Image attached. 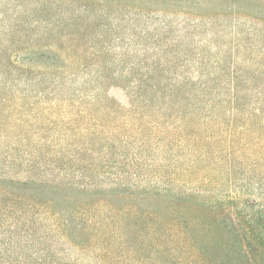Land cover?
<instances>
[{
  "label": "rangeland",
  "instance_id": "1",
  "mask_svg": "<svg viewBox=\"0 0 264 264\" xmlns=\"http://www.w3.org/2000/svg\"><path fill=\"white\" fill-rule=\"evenodd\" d=\"M106 1L109 5L115 4L116 10L103 16L104 26L100 31L98 24L95 25L96 16L107 8L101 5L86 4L81 0H0V72L39 69L64 73L67 61L63 44L72 26L85 27L86 24L105 35L104 42L111 46L114 55L111 57L116 58L115 62L123 57L124 66L142 60L138 69L162 70V82L177 80V84L178 72L193 75V81L203 74V80L212 85L219 99L223 100L220 102L223 108L228 104L231 69L235 70L242 64L247 66L246 70H241L239 78L244 102H250L251 88L264 87V57L254 59L251 52L242 48L243 44H252L253 52L261 49L264 35L240 39L232 22L204 20L182 39L184 45L202 46L203 57L198 58L197 52L191 50L186 54L187 62H181L182 59H178V0ZM255 3L264 12V0ZM253 22L248 20L245 25L250 27ZM256 26L264 30L261 22ZM252 62L255 65H251ZM119 67L121 64L114 63L113 68ZM256 67L261 72L260 78L252 80L251 74ZM89 68H92L89 64L83 66L76 80L81 79L82 70ZM23 79L18 88L9 93L7 101L0 104V152L24 161L26 154L40 149L39 160L44 161L43 157L47 162L63 152L68 157L56 158L57 168L74 170L79 165L69 163V158H84L89 146L95 150L91 158L97 154L105 158L103 166L98 168V176L104 183L121 180L122 184H140L149 190L146 195L118 191L99 193L97 196H105L118 211L130 208L138 213L121 212L112 218L110 224L102 220L97 231L78 228L70 232L68 239L51 236L40 244L43 254H48L47 264H194L199 259H189L202 257L200 253L205 251L204 248L209 249L206 255L215 264L223 263L224 258H238L222 228L209 223L213 218L212 212L203 204L196 206L179 200L178 192L181 189L188 194L219 197L227 190L230 180L239 178L236 185L240 188L259 180L262 184L256 185L259 186L257 193L252 191L255 194L243 196L264 199V161L258 160V156L264 153V131L214 129L197 135H178L175 131L165 132L161 137L148 132L147 151L139 160V138H134V135H131L128 146L120 149L118 145L116 151L107 154L106 150L101 151L105 149L101 144L109 140L89 135L90 128L83 127L84 119L81 117L68 122L62 115L59 99L60 105L54 114L42 113L47 100L29 105L35 91L28 86H32L37 77L30 78L29 83ZM52 83L50 77L46 78L45 84ZM175 120L172 113L166 121L176 125L178 121ZM19 159L17 163L10 164L0 158V174L7 172L5 176H15ZM5 176L0 182V192L51 195L36 188L25 189ZM241 176L245 180L250 178L247 182ZM52 195L69 207L94 200V197L84 195L78 196L77 202L67 203L71 199L67 193ZM86 209L93 210L90 205ZM107 215L111 214L107 212ZM13 222V218L5 217L0 211V236L5 230L12 229L15 238L10 244H5L9 253L2 250V261H12L23 252V243L17 239L24 233L21 228H11ZM183 236H188L185 241L189 245L182 240ZM25 249L29 252L38 250L39 246L30 243ZM217 257H220L218 262ZM205 261L202 257L199 263L204 264Z\"/></svg>",
  "mask_w": 264,
  "mask_h": 264
},
{
  "label": "trees",
  "instance_id": "2",
  "mask_svg": "<svg viewBox=\"0 0 264 264\" xmlns=\"http://www.w3.org/2000/svg\"><path fill=\"white\" fill-rule=\"evenodd\" d=\"M81 1L107 7L96 16L98 20L95 25L98 24L100 31L103 30V16L116 10L113 7L115 4L109 5V1L106 0ZM256 1L230 0L228 4L227 0H178V59H182L181 62H187L186 54L191 50L197 52L195 54L199 56L198 58L203 57L202 46L184 45L182 39L191 29L198 28L204 20L232 22L234 32L240 39L251 36L259 38L264 35V30L256 26L258 22L264 25V12L260 10ZM248 20L254 21L255 24L253 22L252 26L247 27L245 22ZM83 21L85 22L84 19ZM100 31L89 28L86 24L85 27L72 26L63 44V53L67 61L64 73L39 69L0 72V104L7 101L9 93L18 88L23 78L29 83L30 78L37 77L36 82L28 86L31 91H35L29 105L33 106L35 103L47 100L42 113L54 114L57 112V105H60L59 99L63 107L62 115L68 119V122L81 117L84 119L83 127L90 128L89 135L97 139L103 136L109 140L101 144V147H105L101 151L106 150L107 154L116 151L118 145L120 149L128 146L131 135H134V138H139L138 160L147 151L148 132L161 137V134L165 132L174 133L175 131H178V135H197L214 129L236 132L247 129L264 131V87L251 88L252 97L249 103L242 100L239 78L241 70L247 68L245 64L239 65L235 70L231 69L228 104L223 108L220 103L223 100L219 99L213 86L203 80V74H199L193 81V75L187 76L178 72V84L175 82L177 80L162 82V70L138 69L137 66L140 62L143 63L142 60L137 64L125 66L123 57L115 62L116 58L111 57L114 56L111 46L104 42L105 35ZM252 46V44H243L242 48L251 52L254 59L264 57V46L261 49H255V52ZM51 62L54 60L52 59ZM114 63L121 64V67L113 68ZM87 64L92 68L82 70L81 79L76 80L79 71ZM257 64L260 65V63ZM251 65L255 63L252 62ZM260 73L257 67L254 68L251 79H259ZM49 77L53 80L51 85L45 84L46 78ZM51 97L54 99H48ZM168 109H171V112H168ZM172 113L177 119L175 122L178 121L176 125L174 122L170 125L166 121ZM86 151L88 153L84 158H69V163L79 165V168L74 170L57 168L56 158L62 160L68 157L63 152L57 153L55 159L50 162L45 161L43 157L41 158L44 161L39 160L40 149L35 153L26 154L27 158L24 161L19 157H13L12 154L0 152V158L10 164L17 163V159L20 161L17 174L13 177L5 176L7 172L0 174V182L4 176L11 177V182L25 189L36 188V190L51 193V195H43L41 193L14 194L5 190L0 192V211H3L5 217L14 219V222L10 224L11 228H21L24 233L23 237L19 236L17 239L23 243V252L12 261L0 260L1 264H47L48 254H43L40 244L51 236L57 235L61 239H68L70 232L78 228L97 231L102 220H107L110 224L112 218L121 212L138 213L137 210L130 208L118 211L105 196L97 195L116 191L146 195L149 193L148 187L140 184L134 186L122 184L121 180L104 183L98 176L100 174L98 168L103 166L105 158L98 154L95 158H91L95 153L92 147L87 146ZM258 160L264 161V153L258 156ZM248 178L250 177H246L245 180L241 176L244 181ZM238 179L230 180L227 190L220 193L219 197L211 194H188L180 189L178 198L187 204L188 202L196 206L203 204L210 210L213 218L209 223L222 228L234 250L237 251L238 258H232V260L224 258L223 263L218 264H264V199L243 196L257 193L259 186L256 185L262 183H259V180L247 181L249 185H246V188H240L236 185ZM59 192H65L71 196L69 201L66 200L67 203L77 202V197L84 195L92 196L94 200L79 202L69 207L59 203L52 195ZM260 195L263 197V194ZM87 205H90L93 210H87ZM107 212L111 215H107ZM37 232L38 236H36ZM183 237H181L182 240L189 245L185 241L188 236ZM14 239V230H5L0 236V253L2 250L7 253L8 248L4 246L13 242ZM30 243L38 244L39 249L28 252L25 248L29 247ZM204 250L200 253L206 259L204 264H215L209 260L210 256L206 255L209 249L204 248ZM212 251L215 253L214 250ZM202 257L193 256L189 261L193 259L201 261ZM218 259L220 260V257H217V262ZM199 261H195L194 264H200Z\"/></svg>",
  "mask_w": 264,
  "mask_h": 264
}]
</instances>
